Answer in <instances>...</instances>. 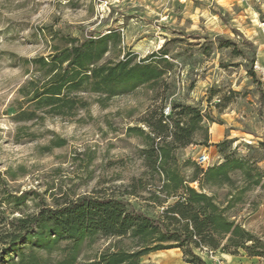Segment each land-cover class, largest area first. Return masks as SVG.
I'll return each instance as SVG.
<instances>
[{"label":"rangeland","instance_id":"1","mask_svg":"<svg viewBox=\"0 0 264 264\" xmlns=\"http://www.w3.org/2000/svg\"><path fill=\"white\" fill-rule=\"evenodd\" d=\"M114 29L121 33L122 43L107 58L132 52L140 59L163 46L169 51L165 56L173 67L167 79L173 88L168 100L155 99L147 86L110 99L86 92L90 104L74 116L38 112L44 117L15 119L23 99L18 89L31 74L27 59L46 56L53 43H62L59 36L51 38L49 31L82 37L92 30L105 34ZM234 29L254 47L244 43ZM217 35L238 40V47L221 46ZM250 67L264 89V0H0V170L16 193L34 191L21 211L35 212L39 197L54 206L83 194L120 195L146 170L142 153L146 139L130 127L150 131L143 119L171 101L201 107L225 127L220 141L230 140L227 151L238 146L237 155L249 157L264 170L260 144L264 141V99L248 72ZM212 123L204 122L207 144L203 143L206 131L198 130L196 143L177 150L181 163L191 161L187 174L201 153L208 155L209 165L224 161L218 142H211ZM213 134L217 136L215 130ZM234 176L242 185L240 171ZM145 177L153 181L152 175ZM192 185L197 187V183ZM212 190L224 199L229 187ZM131 200L153 216L162 209L149 206L141 197ZM230 213L264 240V177ZM113 241L101 238L89 252L100 251ZM201 254L208 264H264V256L249 255L243 249L237 254L221 250ZM142 262L192 264L179 248L151 252Z\"/></svg>","mask_w":264,"mask_h":264},{"label":"trees","instance_id":"2","mask_svg":"<svg viewBox=\"0 0 264 264\" xmlns=\"http://www.w3.org/2000/svg\"><path fill=\"white\" fill-rule=\"evenodd\" d=\"M234 31L254 47L240 31ZM55 32L49 31L51 38L59 36L62 43H53L46 56L27 59L31 74L18 89L23 99L16 120L43 118L38 112L74 116L89 106L86 92L110 99L147 86L155 99L170 98L173 85L167 74L173 63L165 56L169 54L165 46L140 59L132 52L107 58L121 46L119 31L97 34L92 30L82 37ZM215 39L221 46L239 45L236 39L219 35ZM248 72L264 99L260 78L252 67ZM206 120L215 122L199 106L171 101L170 114L162 107L143 119L150 131L130 127L146 139L142 149L146 170L120 195L83 194L54 206L39 197L38 209L24 213L21 205L34 191L16 193L0 170V264H158L144 263L142 258L170 248H179L192 264H208L201 254L205 250L237 254L243 249L249 255L264 256V240L230 213L247 190L262 182L264 170L257 162L237 155L238 146L227 151L228 139L217 143L224 161L206 167L192 162L191 174L186 173L191 161L181 163L177 157L179 148L196 143L198 130L206 131L203 143H208ZM260 144L264 148V141ZM237 171L242 185L234 176ZM224 186L229 191L220 199L212 188ZM139 197L161 211L153 216L136 207L131 199ZM101 238L114 241L90 253Z\"/></svg>","mask_w":264,"mask_h":264},{"label":"crops","instance_id":"3","mask_svg":"<svg viewBox=\"0 0 264 264\" xmlns=\"http://www.w3.org/2000/svg\"><path fill=\"white\" fill-rule=\"evenodd\" d=\"M210 125V131H211V142L217 143L219 142L224 136H225V127L219 123L213 122ZM207 126V125H206ZM214 130L217 133V136L213 134ZM213 147V146H211Z\"/></svg>","mask_w":264,"mask_h":264},{"label":"built area","instance_id":"4","mask_svg":"<svg viewBox=\"0 0 264 264\" xmlns=\"http://www.w3.org/2000/svg\"><path fill=\"white\" fill-rule=\"evenodd\" d=\"M172 100V99H170ZM171 112V104L167 105L165 108H164V113L165 114H170ZM198 163L200 165H202L203 167H206L209 165L208 163V155L204 152V153H201L197 159Z\"/></svg>","mask_w":264,"mask_h":264}]
</instances>
